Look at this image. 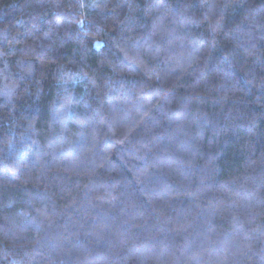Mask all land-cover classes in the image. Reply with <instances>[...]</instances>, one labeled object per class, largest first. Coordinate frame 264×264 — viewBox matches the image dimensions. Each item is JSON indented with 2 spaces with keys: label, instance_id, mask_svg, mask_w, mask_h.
Wrapping results in <instances>:
<instances>
[{
  "label": "trees",
  "instance_id": "obj_1",
  "mask_svg": "<svg viewBox=\"0 0 264 264\" xmlns=\"http://www.w3.org/2000/svg\"><path fill=\"white\" fill-rule=\"evenodd\" d=\"M0 264H264V0H0Z\"/></svg>",
  "mask_w": 264,
  "mask_h": 264
}]
</instances>
